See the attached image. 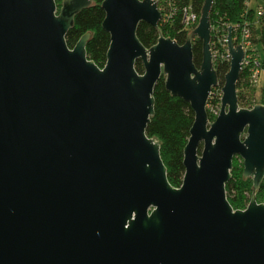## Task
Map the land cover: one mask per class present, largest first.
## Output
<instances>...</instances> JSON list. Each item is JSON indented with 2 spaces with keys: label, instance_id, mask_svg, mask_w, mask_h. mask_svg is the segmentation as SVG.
<instances>
[{
  "label": "water",
  "instance_id": "obj_1",
  "mask_svg": "<svg viewBox=\"0 0 264 264\" xmlns=\"http://www.w3.org/2000/svg\"><path fill=\"white\" fill-rule=\"evenodd\" d=\"M212 4L178 44L163 35L156 0H103L110 43L99 67L87 58L89 32L73 48L66 42L91 0L59 9L55 0H0V264H264V104L239 106L244 50L229 26V70L209 120ZM141 22L158 32L149 48ZM161 76L194 112L179 187L146 134ZM237 156L252 192L234 210L226 184Z\"/></svg>",
  "mask_w": 264,
  "mask_h": 264
},
{
  "label": "trees",
  "instance_id": "obj_2",
  "mask_svg": "<svg viewBox=\"0 0 264 264\" xmlns=\"http://www.w3.org/2000/svg\"><path fill=\"white\" fill-rule=\"evenodd\" d=\"M58 9L62 6L63 0H55ZM92 5L77 13L74 18L73 26L66 35V42L69 48H73L78 40L87 32L90 38L86 45L87 58L92 60L97 66L103 67L106 62V53L110 43V36L102 28V22L105 17L104 10L101 7L103 0H91ZM177 10L191 5L193 10L200 18L201 10L205 0H173ZM245 0H213L210 12V22L213 27L211 36V50L216 49V30L227 32L229 26L233 29L243 20H250L253 24L252 32L254 42L258 46L264 47V16L255 19L253 9H250L245 16ZM178 12V11H177ZM160 29L165 35L178 44H183L187 39V32L182 31L180 14L177 13L172 21L163 24L160 23ZM235 32L232 31V38ZM137 37L146 48L151 47L157 42L158 32L151 25L141 22L138 25ZM237 43V41H235ZM220 47V46H219ZM193 63L197 68L202 62V42L195 39L192 43ZM221 51V52H220ZM223 49L214 58V67L218 76V86L212 89L209 103H220L219 97L213 99L214 92L222 88L224 84V75L229 70V61L221 56ZM135 70L142 74L144 71L141 60L135 63ZM246 72L242 71L237 84L238 103L240 107L245 96L239 93V88L246 87ZM154 113L146 128V134L160 142V155L167 168V178L174 187H179L184 175L183 150L189 138V131L194 121V112L189 103L179 97L172 96L165 88L164 76L158 80L154 88ZM264 104V87L262 89V99ZM209 119L212 118L207 111ZM243 167H238L233 163L231 179L226 184L227 199L234 210L244 209L250 201L252 192L251 179H245L242 175ZM257 202H264V181L261 184L257 194Z\"/></svg>",
  "mask_w": 264,
  "mask_h": 264
},
{
  "label": "built area",
  "instance_id": "obj_3",
  "mask_svg": "<svg viewBox=\"0 0 264 264\" xmlns=\"http://www.w3.org/2000/svg\"><path fill=\"white\" fill-rule=\"evenodd\" d=\"M157 6H159V3L162 1L164 3H169L167 8L161 12L162 18L160 20V23L167 24L172 21V18L179 13L180 14V20L182 24V31L187 32V35H189L198 25L199 22V16L197 13L193 10L191 5H187L185 7H182L180 10H177L174 6L173 0H156ZM245 16H247V13L251 8L248 7V0H245ZM159 10V7H158ZM255 13V19H258L262 16H264V6L263 5H257L256 8H253ZM160 11V10H159ZM178 11V12H177ZM253 23L250 20H243L242 23L238 24L233 31L235 32L234 38H232L235 45H241L244 50V57L241 63V72H246V80L248 84L252 87L258 86L259 82L261 80V77H264V61L261 60L256 51H258V45L254 42L253 32H252V25ZM213 29V27H212ZM216 33V49L213 53V59L214 57L219 54L220 48L223 49L222 57L229 61V55L227 52V32H220L218 31L217 27H215ZM212 32V31H211ZM197 39L196 37H193V41ZM237 41V43H235ZM220 46V47H219ZM214 96V95H213ZM212 98L211 94L210 97ZM221 99V95H219V100Z\"/></svg>",
  "mask_w": 264,
  "mask_h": 264
},
{
  "label": "rangeland",
  "instance_id": "obj_4",
  "mask_svg": "<svg viewBox=\"0 0 264 264\" xmlns=\"http://www.w3.org/2000/svg\"><path fill=\"white\" fill-rule=\"evenodd\" d=\"M168 4L169 3L165 2V1H164V3L161 1L159 3V6H158L160 12L165 10V8H167ZM257 5H263L264 6V0H248V7L249 8H251V9L256 8ZM159 26H160V22H159ZM211 27H212V25H211ZM222 32H224V30ZM211 36H212V33H211ZM222 53H221V55H222ZM256 53H257L258 57L264 61V47L258 46V51H256ZM263 87H264V77H261V80H260L258 86L252 87L248 84L246 87L239 88V90H238L239 93L243 94L245 96L244 101H242V105L244 106V108H251L255 104L261 103L260 101L262 99ZM219 95H221V89H219L217 92H214L213 99L218 98ZM208 102H209V100H208ZM208 102H207L206 110L209 111L210 115L212 116V118L209 120L213 121L219 113L220 103H216L213 101V102L208 104ZM261 104H263V103H261ZM233 163H236L238 165V167H243L242 159L238 156L233 159ZM261 203H264V202H261Z\"/></svg>",
  "mask_w": 264,
  "mask_h": 264
}]
</instances>
